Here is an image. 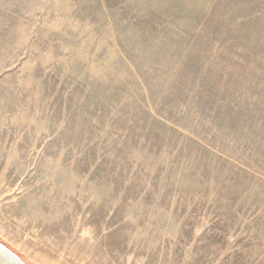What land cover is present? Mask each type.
I'll return each instance as SVG.
<instances>
[{
  "label": "rangeland",
  "instance_id": "374dc122",
  "mask_svg": "<svg viewBox=\"0 0 264 264\" xmlns=\"http://www.w3.org/2000/svg\"><path fill=\"white\" fill-rule=\"evenodd\" d=\"M0 244L264 264V0H0Z\"/></svg>",
  "mask_w": 264,
  "mask_h": 264
},
{
  "label": "bare ground",
  "instance_id": "6f19581e",
  "mask_svg": "<svg viewBox=\"0 0 264 264\" xmlns=\"http://www.w3.org/2000/svg\"><path fill=\"white\" fill-rule=\"evenodd\" d=\"M1 245V244H0ZM0 264H22L0 248Z\"/></svg>",
  "mask_w": 264,
  "mask_h": 264
},
{
  "label": "water",
  "instance_id": "95a60500",
  "mask_svg": "<svg viewBox=\"0 0 264 264\" xmlns=\"http://www.w3.org/2000/svg\"><path fill=\"white\" fill-rule=\"evenodd\" d=\"M0 248L6 252L7 254H9L10 256L14 257L15 259H17L20 263L25 264L23 261L20 260V258L12 251H10L8 248H6L5 246L0 245Z\"/></svg>",
  "mask_w": 264,
  "mask_h": 264
}]
</instances>
